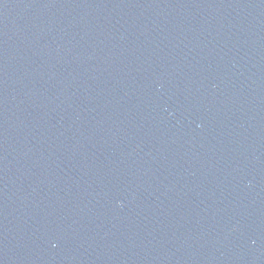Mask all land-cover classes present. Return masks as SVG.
Instances as JSON below:
<instances>
[{"label": "water", "instance_id": "95a60500", "mask_svg": "<svg viewBox=\"0 0 264 264\" xmlns=\"http://www.w3.org/2000/svg\"><path fill=\"white\" fill-rule=\"evenodd\" d=\"M0 264H264V0H0Z\"/></svg>", "mask_w": 264, "mask_h": 264}]
</instances>
